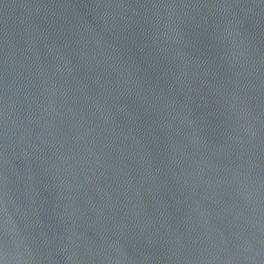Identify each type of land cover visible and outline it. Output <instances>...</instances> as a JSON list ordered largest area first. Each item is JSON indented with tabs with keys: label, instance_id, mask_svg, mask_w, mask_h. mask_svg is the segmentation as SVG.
I'll use <instances>...</instances> for the list:
<instances>
[{
	"label": "water",
	"instance_id": "water-1",
	"mask_svg": "<svg viewBox=\"0 0 264 264\" xmlns=\"http://www.w3.org/2000/svg\"><path fill=\"white\" fill-rule=\"evenodd\" d=\"M0 264H264V0H0Z\"/></svg>",
	"mask_w": 264,
	"mask_h": 264
}]
</instances>
